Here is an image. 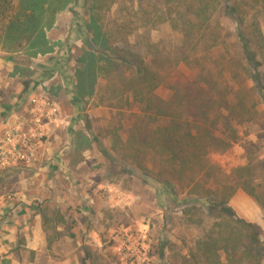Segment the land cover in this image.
Instances as JSON below:
<instances>
[{
	"label": "trees",
	"instance_id": "1",
	"mask_svg": "<svg viewBox=\"0 0 264 264\" xmlns=\"http://www.w3.org/2000/svg\"><path fill=\"white\" fill-rule=\"evenodd\" d=\"M126 1L69 0V12L81 14L79 30L83 32H78L77 38L87 44L76 59V98L82 102L96 96L103 77L101 80L112 87L116 105L123 104L116 106L118 110L133 112L137 108L140 124L148 125L140 129L139 144L155 149L160 160L169 165L165 170L154 169L151 178L161 186L175 187L177 182L181 192L187 189L196 200L207 195V215L195 201H189L181 211L188 223L204 225L207 216L213 220L189 250L192 264H264L259 227L230 206L232 197L242 190L264 211L263 184L253 173L260 161L250 157L226 175L219 165L205 161L210 142L219 140L223 148L229 147L237 139L234 125L246 121L244 102L233 106L228 98L234 92L228 85L234 78L232 71L222 91L211 85V75L198 72L207 88L202 85L194 91L183 87L182 93L180 85L173 86L174 106L156 103L165 71L171 72L180 63L199 69V55H209L217 46L223 52L215 57V67L228 64L230 69H244L236 57L239 51L255 64L248 76L258 87V100L264 103V34L255 18L264 15V0H252L251 5L249 0H129L138 3V10L126 8L125 17L110 15L113 7L122 12ZM66 4L67 0H0V45L13 51L27 45L34 48L42 24ZM165 23L182 37L180 44L169 49L149 36L150 30ZM139 29L141 33H136L131 43L129 36ZM233 38L235 46L225 43ZM256 106L254 103L252 113H257ZM56 223L66 220L58 213Z\"/></svg>",
	"mask_w": 264,
	"mask_h": 264
},
{
	"label": "rangeland",
	"instance_id": "2",
	"mask_svg": "<svg viewBox=\"0 0 264 264\" xmlns=\"http://www.w3.org/2000/svg\"><path fill=\"white\" fill-rule=\"evenodd\" d=\"M249 1L251 5L253 2ZM125 6L122 12L113 7L110 15L125 17L126 8L128 11L131 8L138 10L137 2L134 4L128 0ZM255 18L264 34V15H257ZM80 19L81 14L69 12L67 0V4L50 19L42 20V23L46 21L42 24L41 34L36 36L34 48L27 45L20 51H13L7 50L2 43L0 45V56L11 58L13 67L8 72V77H23V82L27 85L30 78L35 76L30 74V68L34 67L37 76L47 78L48 81L29 99L28 109L24 114L33 122L27 128L36 129L34 116L44 117L49 114L47 109L50 108H56L58 116H82L75 136L71 135L69 138V164L74 170L70 174L73 185L69 195L74 191L80 200L79 203L71 201L69 206L71 239L68 246L62 247L63 252L69 250V257L74 261L64 263L192 264L189 250L213 220L205 217V226L188 223L181 211L189 201H195L205 209L207 215V195L196 200L187 193V189L181 192L177 188V182L175 187L161 186L151 178L154 169L165 170L169 165L160 160L155 149L139 144V138L142 137L140 129L143 125H148L140 124L137 108L133 112L118 110L122 103L116 105V100L112 98V87L106 85L107 81L101 80L103 77H100L96 96L86 97L82 102L76 98L73 92L74 71L78 66L76 59L87 46L77 38L78 32H83L79 30ZM141 31L139 29L130 35L129 41L133 43L136 33ZM149 36L152 42H161L168 49L169 46L182 42L181 35L167 23L150 30ZM234 41L233 38L225 43L235 46ZM236 50L234 47L232 52L236 53ZM222 52L223 49L217 46L209 55L201 53L198 64L202 66L199 69L180 63L170 73L165 71L162 88L156 91L159 98L156 103L173 107L176 102L172 96L173 86L180 85L182 93L183 87H193L194 91L202 85L206 87L198 72L199 75H211V85L222 91L232 71L234 78L231 85H228L234 92L228 98L233 106L238 101L244 102L246 121L239 126L234 125L237 139L229 147L223 148L219 140L210 142L212 146L205 161L219 165L223 174H228L236 166L245 164L250 157H256L260 162L253 173L262 181L264 189V103L258 100V87L248 76L251 69H255V64L246 61L239 51L236 57L240 59L244 69H230L228 64L215 67V57L218 58ZM256 59L259 60L258 57ZM0 92L8 94L6 89ZM254 103H257V113H252L255 111L252 107ZM152 137L151 135L150 141ZM13 162L21 163L17 158ZM213 173H216V169ZM78 206L79 211L76 208ZM230 206L238 216L255 223L260 229L261 239H264V211L253 198L238 190L232 197ZM71 222L74 225L71 226ZM58 224L64 225V229L68 228L66 223ZM73 230L76 232H72ZM38 262L63 264L60 261Z\"/></svg>",
	"mask_w": 264,
	"mask_h": 264
},
{
	"label": "crops",
	"instance_id": "3",
	"mask_svg": "<svg viewBox=\"0 0 264 264\" xmlns=\"http://www.w3.org/2000/svg\"><path fill=\"white\" fill-rule=\"evenodd\" d=\"M12 67L10 57L0 56V90L8 92L7 95L0 92V264H39L38 261L65 264L64 261H74L69 250L62 251L71 238L69 228L56 223V216L62 215L67 226L71 201L80 200L74 191L69 195L73 185L70 174L74 171L69 164V138L75 136L82 116H58L56 108L47 109L49 114L44 117L34 116L40 138L31 159L13 162L14 157H10L3 142L4 133L9 125L27 127L33 122L24 114L29 99L48 81L38 77L31 67L30 74L36 77L30 78L26 85L23 77L7 76ZM76 208L79 211V206Z\"/></svg>",
	"mask_w": 264,
	"mask_h": 264
},
{
	"label": "built area",
	"instance_id": "4",
	"mask_svg": "<svg viewBox=\"0 0 264 264\" xmlns=\"http://www.w3.org/2000/svg\"><path fill=\"white\" fill-rule=\"evenodd\" d=\"M39 138V131L16 123L9 125L6 129L3 142L9 148L10 157L24 160L27 158L31 159L35 144Z\"/></svg>",
	"mask_w": 264,
	"mask_h": 264
}]
</instances>
